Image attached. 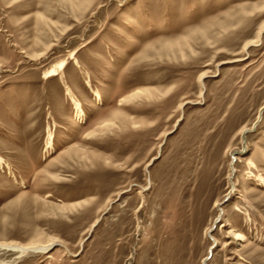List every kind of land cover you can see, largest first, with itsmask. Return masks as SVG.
<instances>
[{
  "label": "rangeland",
  "instance_id": "1",
  "mask_svg": "<svg viewBox=\"0 0 264 264\" xmlns=\"http://www.w3.org/2000/svg\"><path fill=\"white\" fill-rule=\"evenodd\" d=\"M0 244L264 264V0H0Z\"/></svg>",
  "mask_w": 264,
  "mask_h": 264
},
{
  "label": "bare ground",
  "instance_id": "2",
  "mask_svg": "<svg viewBox=\"0 0 264 264\" xmlns=\"http://www.w3.org/2000/svg\"><path fill=\"white\" fill-rule=\"evenodd\" d=\"M205 75L202 74L201 77H204ZM140 92H137L135 93L136 95L139 94ZM75 98L72 97V100H74ZM79 104V103H77ZM79 117H81V111L79 112ZM247 129H244L243 133L246 132ZM233 155V158L235 159V152L232 154ZM234 238L235 239H241V234H238V233H234ZM49 244V243H48ZM51 246L50 245H46L44 247H39L38 245L35 246V245H16V244H0V249L1 248H7V249H10V250H14V251H17L20 253V256L22 253H25V252H30V251H37V250H47L49 247ZM208 260V258L205 260V264H206V261Z\"/></svg>",
  "mask_w": 264,
  "mask_h": 264
},
{
  "label": "water",
  "instance_id": "3",
  "mask_svg": "<svg viewBox=\"0 0 264 264\" xmlns=\"http://www.w3.org/2000/svg\"><path fill=\"white\" fill-rule=\"evenodd\" d=\"M213 229V228H212ZM212 255V251H210V255H209V257Z\"/></svg>",
  "mask_w": 264,
  "mask_h": 264
}]
</instances>
